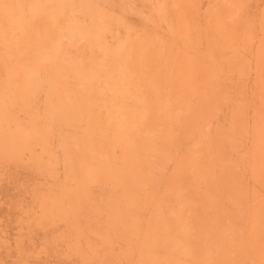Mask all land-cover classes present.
<instances>
[{
    "label": "bare ground",
    "instance_id": "6f19581e",
    "mask_svg": "<svg viewBox=\"0 0 264 264\" xmlns=\"http://www.w3.org/2000/svg\"><path fill=\"white\" fill-rule=\"evenodd\" d=\"M0 264H264V0H0Z\"/></svg>",
    "mask_w": 264,
    "mask_h": 264
}]
</instances>
